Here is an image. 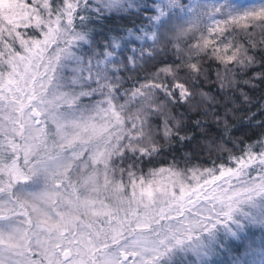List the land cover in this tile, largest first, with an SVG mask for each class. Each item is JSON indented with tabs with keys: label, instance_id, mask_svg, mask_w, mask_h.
I'll return each mask as SVG.
<instances>
[{
	"label": "snow or ice",
	"instance_id": "1",
	"mask_svg": "<svg viewBox=\"0 0 264 264\" xmlns=\"http://www.w3.org/2000/svg\"><path fill=\"white\" fill-rule=\"evenodd\" d=\"M0 264H264V0H0Z\"/></svg>",
	"mask_w": 264,
	"mask_h": 264
},
{
	"label": "rangeland",
	"instance_id": "2",
	"mask_svg": "<svg viewBox=\"0 0 264 264\" xmlns=\"http://www.w3.org/2000/svg\"><path fill=\"white\" fill-rule=\"evenodd\" d=\"M245 2H247V3H254V2H258V0H245Z\"/></svg>",
	"mask_w": 264,
	"mask_h": 264
},
{
	"label": "trees",
	"instance_id": "3",
	"mask_svg": "<svg viewBox=\"0 0 264 264\" xmlns=\"http://www.w3.org/2000/svg\"><path fill=\"white\" fill-rule=\"evenodd\" d=\"M255 39L259 41L261 39V36L259 34H257Z\"/></svg>",
	"mask_w": 264,
	"mask_h": 264
}]
</instances>
